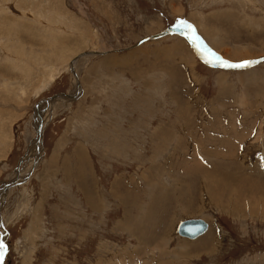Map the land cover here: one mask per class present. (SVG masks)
<instances>
[{
	"label": "rangeland",
	"instance_id": "obj_1",
	"mask_svg": "<svg viewBox=\"0 0 264 264\" xmlns=\"http://www.w3.org/2000/svg\"><path fill=\"white\" fill-rule=\"evenodd\" d=\"M178 20L264 59V0H0V264H264V62Z\"/></svg>",
	"mask_w": 264,
	"mask_h": 264
},
{
	"label": "bare ground",
	"instance_id": "obj_2",
	"mask_svg": "<svg viewBox=\"0 0 264 264\" xmlns=\"http://www.w3.org/2000/svg\"><path fill=\"white\" fill-rule=\"evenodd\" d=\"M180 33H182V30H180L179 31ZM183 32H185L186 33V31H183ZM184 33V35H186ZM190 34V33H189ZM191 35V34H190ZM208 48V47H207ZM193 49H194V52H195V54H196V52H198V51H195V50H197L196 49V47L194 46V44H193ZM212 49V48H211ZM215 49L216 48H213V50L215 51ZM217 49H219L220 51L222 50V49H220V48H217ZM235 50H237V49H235ZM218 51V50H217ZM224 51H228V49H225ZM216 52V51H215ZM219 52V51H218ZM228 52H230V51H228ZM96 53H98V52H95V54ZM198 53H200V52H198ZM197 53V54H198ZM98 54H100V53H98ZM201 54V53H200ZM88 55H91V54H88ZM205 55V56H204ZM204 55H199L200 56V58H202V60H205L204 59V57L205 58H210V57H207L206 56V54H204ZM259 55H262V53H260ZM233 56V55H232ZM236 56V55H235ZM248 57V56H247ZM246 57V58H247ZM250 58H252V56H249ZM256 57V56H255ZM80 59V58H79ZM260 59H263V58H260ZM260 59H257V60H255V61H259ZM237 60H239V58H237ZM236 60V61H237ZM241 60V59H240ZM77 61V59L74 61V62H72L71 63V69H74V64H75V62ZM253 62V61H252ZM264 62V61H263ZM262 62V63H263ZM206 64V63H205ZM212 64H214V65H216V67H214V68H217V69H225V70H234V69H231V68H226V67H221V66H219V64H216V63H212ZM234 64V63H233ZM236 64V63H235ZM258 64V63H257ZM260 64H261V62H260ZM194 65V64H193ZM206 65H208V64H206ZM192 66V65H191ZM209 66V65H208ZM210 67H212V66H210ZM252 67H254V66H252ZM252 67H250V68H252ZM188 68H189V66H188ZM245 69V68H244ZM249 69V68H248ZM194 70V69H193ZM235 70H239V69H235ZM251 71V70H250ZM75 73V72H74ZM73 73V74H74ZM194 74V73H193ZM77 77V76H76ZM76 83V82H75ZM79 84V83H78ZM75 87L77 88V86L75 85ZM78 89V88H77ZM79 90V89H78ZM76 91V90H75ZM75 93V92H74ZM72 93H70V94H68V95H59V96H57L56 98H51V99H49V100H46V102H45V104H54L56 101V99L57 100H63L64 98H65V96H68V97H66L68 100H73L75 97H77V95L75 94L74 96V98H72ZM55 97V96H54ZM68 100H67V102H68ZM53 101H55V102H53ZM63 101H65V100H63ZM45 104H43V106L42 107H44L45 106ZM37 111H35L36 112V115H35V119H34V130H35V133H36V139H34V141H33V144L31 143V145L30 146H32L31 147V149H29V152L28 153H30L29 154V157H32V158H34L35 159V162H37V156H38V154L40 153V147H41V134H42V131H43V128H44V120H43V114H42V111H43V109L41 108V106L40 107H38L37 109H36ZM41 112V114L39 115V113ZM120 140V139H119ZM2 141V140H1ZM199 148V147H198ZM28 157V156H27ZM181 159V158H180ZM201 161V160H200ZM183 162V161H182ZM196 167V166H195ZM211 167V166H210ZM213 167V166H212ZM84 168V167H83ZM191 168V167H190ZM194 168V167H193ZM192 168V169H193ZM163 169V168H162ZM192 169H189V167L188 168H185L183 171V173H181L182 175H183V177L185 178V179H190L191 177H192V174H191V172L193 171ZM230 169V168H229ZM228 169V170H229ZM155 170V169H154ZM157 170V169H156ZM192 170V171H191ZM211 170V169H210ZM151 171V170H150ZM195 171V170H194ZM213 171V170H212ZM21 172V171H20ZM20 172L18 173V177L20 176ZM204 172V171H203ZM215 172V171H214ZM218 172V171H217ZM178 173V172H177ZM205 173V172H204ZM198 173H195L194 172V174H193V177L195 176V175H197ZM211 173H205V176H209ZM230 174V173H229ZM13 176V175H12ZM213 176H214V174H213ZM182 177V178H183ZM210 177V176H209ZM158 178V177H157ZM218 178V177H217ZM155 180H156V177H155ZM222 181V180H221ZM11 182H13L14 183V181H10L9 183H11ZM154 182V181H153ZM229 182V181H228ZM5 184H8V183H5ZM203 184V183H202ZM228 184V183H227ZM13 185V184H12ZM12 185H10V187L12 186ZM204 185H205V183H204ZM203 185V186H204ZM153 186H154V184H153ZM9 187V186H8ZM7 187V188H8ZM152 187V186H151ZM207 187V186H206ZM205 188V187H204ZM224 188V187H223ZM4 189H6V188H4ZM185 189V188H184ZM208 189V188H207ZM204 190V189H203ZM206 190V189H205ZM211 190V189H210ZM136 191V190H135ZM180 192V191H179ZM181 193V192H180ZM202 193V192H201ZM206 194V193H205ZM183 195V194H182ZM169 196V195H168ZM230 196V195H229ZM169 197H171V196H169ZM174 198V197H173ZM175 199V198H174ZM215 199H216V197H215ZM201 200V199H200ZM258 200H260V199H258ZM261 200H264V199H261ZM174 201V200H173ZM175 201H176V199H175ZM180 201V200H179ZM177 202V201H176ZM154 204V203H153ZM262 204V203H261ZM251 205V204H250ZM191 206V205H190ZM190 206L188 207V210L186 211L187 213L189 212H191V208H190ZM260 206V205H259ZM258 206V207H259ZM262 206L264 207V205L262 204ZM261 206V207H262ZM244 207V206H243ZM248 207H250V206H248ZM254 207V206H253ZM190 208V209H189ZM251 208V207H250ZM186 209V208H185ZM184 209V210H185ZM232 209H234V208H232ZM256 209H259V208H256ZM256 209H254L253 208V210H256ZM240 209H235L234 211L235 212H231L232 213V215H238V214H242L243 212L242 211H239ZM262 210H264V209H262ZM229 211H231V209L229 210ZM243 211H244V209H243ZM183 212H185V211H183ZM227 212H228V210H227ZM253 212V211H252ZM255 212V211H254ZM250 213V212H249ZM243 214H245V213H243ZM152 216H153V214H152ZM149 217V216H148ZM171 220H172V218H171ZM171 220H170V222H171ZM192 221H199V220H192ZM202 221V220H201ZM169 222V223H170ZM184 222V221H183ZM182 222V223H183ZM179 226H181V223H180V225ZM178 226V227H179ZM172 227H173V225H172ZM208 229V228H207ZM165 231H167V230H165ZM207 231V230H206ZM205 231V232H206ZM204 234V233H203ZM202 234V235H203ZM178 235V234H177ZM200 236H201V234H199ZM179 236V235H178ZM199 237V236H198ZM182 238H186V239H189V238H187V237H182ZM197 238V237H196ZM195 238V239H196ZM191 240H193V239H191ZM210 241H212V239H204V240H202V241H200V242H198L196 245L197 246H194V247H198V248H202V247H206L207 248V246H206V244L208 243V242H210ZM214 242V241H213ZM158 243V242H157ZM210 249V248H209ZM201 250V249H200Z\"/></svg>",
	"mask_w": 264,
	"mask_h": 264
},
{
	"label": "snow or ice",
	"instance_id": "obj_3",
	"mask_svg": "<svg viewBox=\"0 0 264 264\" xmlns=\"http://www.w3.org/2000/svg\"><path fill=\"white\" fill-rule=\"evenodd\" d=\"M176 27L182 30V34H184L183 30H186L187 33H191V35L188 36L187 38L194 44L197 51L200 52L202 55L207 54V57H210V58H205V63H209V64L216 63L219 64V66L226 68H242V67H247L252 63L251 61H243L241 63L233 64L224 61L214 52H212L210 49H208L206 46L203 45V43L200 41V38L196 35L195 30L193 29V26L191 24L187 23L184 20H178ZM5 251H6L5 244L3 243V241H0V259L3 258Z\"/></svg>",
	"mask_w": 264,
	"mask_h": 264
},
{
	"label": "water",
	"instance_id": "obj_4",
	"mask_svg": "<svg viewBox=\"0 0 264 264\" xmlns=\"http://www.w3.org/2000/svg\"><path fill=\"white\" fill-rule=\"evenodd\" d=\"M172 31V30H171ZM173 31H176L175 29H173ZM185 33V32H183ZM187 35V37L190 35L189 33H185ZM189 40V39H188ZM190 41V40H189ZM191 42V41H190ZM197 51V50H195ZM198 53V52H197ZM198 55H202L200 53H198ZM205 56V55H204ZM205 59V57H204ZM202 60V58H201ZM203 62H205V60H202ZM264 59H260L259 61H253L249 66L247 67H250V66H254L256 65L257 63H260V62H263ZM208 64L209 66H212V67H216V65L214 64H209V63H206ZM247 67H242V68H231V69H244V68H247ZM65 97H68V96H65ZM54 98V97H53ZM13 182L11 183H8V184H3V187L4 188H7L8 186L12 185ZM207 224L204 222V221H192V220H189V221H185L183 223H181V226L178 227L177 229V234L180 236V237H187L189 239H195L196 237L200 236L199 234H203L205 233V231L207 230Z\"/></svg>",
	"mask_w": 264,
	"mask_h": 264
}]
</instances>
